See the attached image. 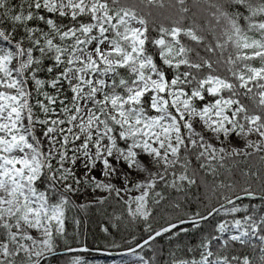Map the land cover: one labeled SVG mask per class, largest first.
Here are the masks:
<instances>
[{
	"label": "snow or ice",
	"instance_id": "snow-or-ice-1",
	"mask_svg": "<svg viewBox=\"0 0 264 264\" xmlns=\"http://www.w3.org/2000/svg\"><path fill=\"white\" fill-rule=\"evenodd\" d=\"M141 5L174 10L156 36ZM212 7L215 28L204 29L183 23L186 0H0V264L54 258L73 193L137 191L125 204L147 220L151 205L166 199L158 186L187 196L201 171L211 175L207 187L219 207L180 217L150 240L182 224L199 227L223 210L248 214L216 230L235 228L231 241L264 243V203L256 215L237 205L238 181L217 183L220 169L232 172L229 160L258 155L264 162V0H215ZM241 175L247 186L240 191L264 201V171ZM173 207L181 208L179 198ZM211 244L201 241L193 257L172 264H252L217 257Z\"/></svg>",
	"mask_w": 264,
	"mask_h": 264
},
{
	"label": "trees",
	"instance_id": "trees-1",
	"mask_svg": "<svg viewBox=\"0 0 264 264\" xmlns=\"http://www.w3.org/2000/svg\"><path fill=\"white\" fill-rule=\"evenodd\" d=\"M189 1L195 4V2L199 0L186 1L189 12L184 14L186 18L183 23L188 25L195 21L201 28H215L216 22L212 16V11H210V18L208 17L209 14L205 17V12L204 14H200L197 10L196 13L195 6L193 8L188 3ZM191 15L195 16V19ZM152 16L155 20V24L153 27L152 23L149 24L150 35L156 36V24L163 23L167 26L169 22L159 17L156 18L153 14ZM202 23H204V25H202ZM228 165L232 168V172L229 173L225 172L224 169H220V174L217 176V183L221 179L230 183L235 180L239 182L240 186H247L244 184L245 178L241 175V170L247 171L251 168L253 172H256L257 169L264 171V162L259 160L258 155H254L253 157H236L235 162L229 160ZM192 167H197V162L195 160H193ZM200 177H204L203 183ZM211 181V175L208 174L204 176V173L201 171L197 179V185H193L188 189L187 196L178 194L172 189L165 190L163 185L158 186L156 191L163 192L166 199L162 200L160 205H151L152 214L148 220L139 218L134 219L128 216L126 210L127 205L117 197H110L107 199L106 203L88 206L84 209H79L72 204L66 209L65 238L58 240L57 255L44 264H71L70 258L72 256L74 257V254L72 256L59 254L63 253L65 250H69V248H86L87 251L78 254L86 259L105 256L100 253L127 252L155 234V231H159L169 226L171 223L179 222L180 217L190 219L197 212L203 213L206 208H212L213 205L219 207L216 195L207 187V185L211 184ZM240 186L236 187L235 191L242 196L244 193L240 191ZM251 187L258 191L259 182L252 181ZM39 188L41 191L46 190L45 185H39ZM222 192L223 190H221V193ZM178 198L181 203V208L177 210L173 207V204ZM57 199V196L55 198L52 196L51 202L55 203ZM220 199H223L222 194L220 195ZM233 199H235V197H233ZM236 203L241 207L252 206V212L256 215H260L259 205L264 203V201L260 199L244 198L242 199V203L241 201H237ZM230 206L232 207V205L225 207L230 208ZM246 214L248 213L242 212L240 214H235V216L236 218H242ZM225 218L229 220L230 217H226L220 212L207 221L201 222L199 227L189 224L178 228L171 233L156 238L148 245L139 248V253L150 261V264H172L176 257L184 259L193 257L195 255L194 250L201 247V241L207 242L211 238L212 244L210 247L216 253L217 257L223 252L226 256L231 255L240 257L241 260L247 257L252 264H264V261L261 260V257L264 256V246L262 250V242L256 240V237L255 240H250L242 244L229 242L225 245L224 242H221L215 225ZM104 229H107V231ZM181 229H187V231H181ZM177 233H179V235H177ZM210 233H212V237L209 236ZM94 251L99 252L95 253ZM196 258L198 259L199 257L197 256Z\"/></svg>",
	"mask_w": 264,
	"mask_h": 264
},
{
	"label": "rangeland",
	"instance_id": "rangeland-1",
	"mask_svg": "<svg viewBox=\"0 0 264 264\" xmlns=\"http://www.w3.org/2000/svg\"><path fill=\"white\" fill-rule=\"evenodd\" d=\"M187 1V0H186ZM190 5H191V2L189 1L188 2ZM194 4V3H193ZM149 7V11L151 10V9H153L154 7H150V6H148ZM198 11H199V13L201 14V13H206V15H210V10L209 9H206L204 6H202V7H200V9H198ZM148 11H145V13H147ZM205 15V14H204ZM194 19H195V16H193V15H191ZM165 17L166 16H162V17H159V18H161V19H165ZM148 18V20H149V24L150 23H152V27L154 26V24H155V20L153 19V16L151 15V16H148L147 17ZM193 19V20H194ZM164 21H167V22H169L170 23V21L169 20H167V19H165ZM166 22V23H167ZM200 23V22H199ZM158 24H156V26H157ZM202 25H204V23H202ZM209 27H210V25H209ZM208 29H210V28H208ZM3 89L2 88H0V91H2ZM146 99H147V97H146ZM152 115H155L156 113H155V111L153 110L152 111V113H151ZM197 130H200V126H199V124H197ZM205 135L207 136V137H211L212 136V133L211 132H209V131H207L206 129H205ZM249 139H252V140H255V139H258V137H256V136H250L249 137ZM121 143V145H122V142H120ZM233 145L234 146H236V147H243V142L242 141H239L237 138H235V137H233ZM248 151H253L252 149H248ZM256 156V155H255ZM78 175H79V173H78ZM94 175H96L97 176V178L98 179H102L105 183H107L108 182V178H105V177H100L99 175H98V173H94ZM143 175H141V176H139V177H137V179H139V180H143ZM115 185H116V187H118V188H121V189H123L124 187H125V185L124 184H122L121 182H120V180H113L112 181ZM128 187H131V185H128ZM86 192H87V194H83V191H82V193H73L72 195H71V199H72V201H73V204L75 205V206H77L79 209H84V208H81L80 207V205H86V207H88V206H95V205H99V204H103L104 202L106 203L107 202V199H109L110 197H117V198H119L120 200H122L123 202H125V201H129V202H131V200H132V197L133 196H136V195H139L140 193L139 192H137V191H131V192H128V191H121V193H120V196H116L115 195V193H111V194H109L108 192H105V191H102V190H100V189H96L95 191H93L92 189H87L86 190ZM53 197L55 198L56 197V195H53ZM58 198V197H57ZM106 198V199H105ZM254 199H259V195H257L256 196V198H254ZM98 200H102L103 202H97ZM131 207L134 209L135 208V205L134 204H132L131 205ZM231 207V206H230ZM127 215L128 216H130V217H132V218H134V219H136V218H139V219H142V220H145L143 217H134V216H132L131 215V213H130V211H129V207L127 206ZM221 213L223 214V215H225L226 217H230L229 218V220H231V218H232V215H235V214H225V212L222 210L221 211ZM65 215H66V211H65ZM149 219V218H148ZM147 219V220H148ZM225 219H227V218H225ZM224 219V220H225ZM223 220V221H224ZM228 220V219H227ZM64 226H66V221H65V225ZM32 234L34 235V236H38L39 235V233L36 231V230H32ZM217 234H219V236H220V240H221V242H224L225 240H228L229 242H237V243H241L240 241H231L230 240V237H231V235H238L239 234V232L235 229V228H231L229 231H227V232H225V233H220L218 230H217ZM154 235V234H153ZM255 237L256 236H252V237H249V238H245L246 239V242L245 243H247V242H249L250 240H255ZM150 238V237H149ZM149 238H147V239H149ZM146 239V240H147ZM256 240H259V238L258 237H256ZM153 241V240H152ZM152 241H150V242H152ZM261 246H262V250H263V246H264V243H261ZM77 249H79V248H77ZM65 251H68V250H65ZM127 251V250H126ZM139 251H140V249H138V250H136V252H134V253H131V252H129V253H122V254H118V255H105V254H103V255H105L104 257H99V258H92V259H86V258H84L83 256H80V255H78L79 253H81V252H75V253H65L66 255H68V256H72L73 254H74V257H79V258H81L83 261H84V264H143V261H141L140 259H139V257L140 256H142V254H140L139 253ZM64 252V251H63ZM58 253V252H57ZM57 253L55 254V256L57 255ZM77 254V255H76ZM220 256V255H219ZM218 256V257H219ZM73 256L70 258V260L72 261V259L74 258ZM51 258H46L44 261H42V264H44V263H47L49 260H50ZM146 259V258H145ZM147 260V259H146ZM243 260V259H242Z\"/></svg>",
	"mask_w": 264,
	"mask_h": 264
},
{
	"label": "bare ground",
	"instance_id": "bare-ground-1",
	"mask_svg": "<svg viewBox=\"0 0 264 264\" xmlns=\"http://www.w3.org/2000/svg\"><path fill=\"white\" fill-rule=\"evenodd\" d=\"M215 2V0H199V1H196L195 2V4H192L191 3V6L194 8V6H195V12L197 13V10L198 9H200V7L201 6H204L206 9H209L210 11H214V9H213V7H212V5H213V3ZM141 7H143L144 9H145V11H149V7L147 6V5H141ZM192 8V9H193ZM151 11V13L154 15V17H156V18H158V17H164V16H168V15H171V14H173L174 13V10L173 9H170V8H164V9H159V8H157V7H154L153 9H151L150 10ZM194 12V13H195ZM204 14V13H203ZM205 17H207V15H206V13H205V15H204ZM208 17L210 18L211 16L210 15H208ZM206 19H208V18H206ZM212 19V18H211ZM209 20V19H208ZM211 218V217H210ZM221 222H223V221H221ZM179 222H177V224H178ZM186 225H189V223H186V224H182V225H179V227H177L176 229H178V228H181V227H184V226H186ZM167 227H169V226H167ZM164 228H166V227H164ZM163 229V228H162ZM161 229V230H162ZM176 229H173L172 231H174V230H176ZM160 231V230H159ZM171 231V232H172ZM171 232H168V233H171ZM168 233H165V234H163L162 236H164V235H166V234H168ZM240 244H242V243H240ZM95 253L96 252H99V251H94ZM112 253V252H111ZM100 254H103V253H100ZM105 255H112V254H105Z\"/></svg>",
	"mask_w": 264,
	"mask_h": 264
},
{
	"label": "water",
	"instance_id": "water-1",
	"mask_svg": "<svg viewBox=\"0 0 264 264\" xmlns=\"http://www.w3.org/2000/svg\"><path fill=\"white\" fill-rule=\"evenodd\" d=\"M241 198H242V199H244V198H247V199H254V198H256V197H248V196L242 195ZM225 206H228V204H226ZM164 234H165V233H164ZM154 235H155V234H154ZM154 235H152V236H154ZM161 236H162V235H161ZM161 236H159V237H161ZM156 238H158V237H156ZM156 238H155V239H156ZM155 239H154V240H155ZM147 240H150V238L147 239ZM150 241H152V240H150ZM141 245L144 246V242L141 243L140 245H138L137 247L133 248V249L136 251V250H138L139 248H141ZM82 249H86V248L82 247V248L77 249V251H69V250H68V251H64L63 253H59V254L75 253V252H84V251H82ZM133 249H131V250L125 252V253L133 252V251H132ZM122 253H124V252H121V253H111V252H106V253H103V254L118 255V254H122Z\"/></svg>",
	"mask_w": 264,
	"mask_h": 264
}]
</instances>
